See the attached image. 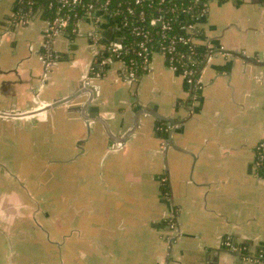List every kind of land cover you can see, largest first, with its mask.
<instances>
[{"label":"crops","instance_id":"obj_1","mask_svg":"<svg viewBox=\"0 0 264 264\" xmlns=\"http://www.w3.org/2000/svg\"><path fill=\"white\" fill-rule=\"evenodd\" d=\"M16 3L0 0V110H29L87 82L97 93L86 115L99 113L116 135L145 107L176 123L172 145L147 113L116 143L83 119L87 94L29 120L0 119V264H264L224 246L253 254L264 245V176L254 167L264 140V0L210 4L200 28L223 50L208 58L195 95L159 52L136 82L121 61L107 64L114 33L105 18L58 36L61 60L47 70V21L38 13L12 25ZM57 165L61 187L32 193L40 168Z\"/></svg>","mask_w":264,"mask_h":264},{"label":"built area","instance_id":"obj_2","mask_svg":"<svg viewBox=\"0 0 264 264\" xmlns=\"http://www.w3.org/2000/svg\"><path fill=\"white\" fill-rule=\"evenodd\" d=\"M199 4H204L198 13L193 16V19L180 26V30L184 34L179 36H173L170 38V41L167 45H162L160 47L159 53L164 55L167 66L178 74L182 75L186 81L192 87V95L202 88L200 83V72H197L191 65L196 64L198 60L194 58L197 50L206 51V62L208 58H212L213 55L222 51L223 49L215 46L211 41H209L206 36L203 37L201 34L200 23L203 21L209 14L210 4L214 1L221 2L220 0H197ZM19 3H23L21 0ZM31 5V1L28 2V5ZM18 7V4H16ZM55 8L56 16H54L52 21H48L44 29V43H43V52L42 57L47 70H52L56 63L61 60L60 54L57 53L53 48V43L55 39L60 36L62 33H67L69 28L71 32L77 34L80 29V25L84 20L91 19L94 24L98 23L99 18L107 19L108 23H111V20L114 21L116 28L120 26H127L128 21L126 16L123 15L121 9L111 8V0H91L83 3L82 0H50L49 9ZM193 7H190L191 10ZM17 9V8H16ZM31 6L29 12L26 14L14 12L13 17L10 20L12 25H19L26 23L28 19L36 14H41L40 11H37L36 14H32ZM130 13L133 12L131 8L127 9ZM186 11V10H185ZM161 23L159 26L158 23ZM151 25H157L162 28L163 35H166V32L171 30V24L164 20L162 17H156L151 19ZM112 26V25H111ZM113 33H114V28ZM137 29V28H135ZM69 35V34H68ZM148 37V33L144 35ZM95 42L99 45L101 44V34L97 31L95 35ZM179 43L188 44L190 49L189 58L192 61V64L186 62V53L179 52L177 45ZM121 41L118 38L113 36V39L109 41V44L105 47L106 50V63L113 62V57H119L120 50L122 49ZM141 50L138 52V55L142 58V68L144 71H148L151 63V51L145 42H142L140 45ZM122 62V61H121ZM205 62V64H206ZM123 63V62H122ZM179 68L182 71L179 73ZM101 74V73H100ZM90 76H99L98 72L92 69ZM125 78L128 81L136 82L139 77L136 75L134 70L125 69ZM254 167L258 175L264 176V140L259 142L255 148V162ZM170 219L167 221L168 225L172 229H176L178 223L175 213H173ZM224 246L231 250L240 252L246 255V259H250L254 262L264 261V251L259 249L255 253H250L249 247L245 245H235L229 240H224Z\"/></svg>","mask_w":264,"mask_h":264},{"label":"trees","instance_id":"obj_3","mask_svg":"<svg viewBox=\"0 0 264 264\" xmlns=\"http://www.w3.org/2000/svg\"><path fill=\"white\" fill-rule=\"evenodd\" d=\"M20 1L21 0H17L16 3L18 4L16 9L18 13H26L21 8L23 5H27L31 6L32 14H36L37 11H40L42 19L47 22L52 21L54 16H56L55 8L49 9L50 0H23V3H19ZM29 1H31V5H28ZM88 1L91 0H82L83 3ZM220 1L226 2L229 0ZM190 7L193 8L190 10ZM111 8L121 9L128 21L127 26L116 28V25L113 24L114 19L111 20V25L114 28V35L122 44L119 57H113V61H122L126 70H134L136 75L140 78L146 72L141 66L142 58L138 55V52L141 50V43H146L151 54L159 52L160 47L162 45H167L171 37L184 34L181 32L180 26L188 22L189 19L191 21L193 16L204 8V4H199L197 0H111ZM128 8H131L133 12L130 13L127 10ZM156 17H162L171 24L172 29L167 31L166 35H163L161 27L151 25V19ZM67 33L71 38L75 35L71 32L70 28ZM146 33H148V37L144 36ZM201 34L205 37V33L202 29ZM184 35H186V33ZM177 49L179 52L186 53V62L192 64L189 58V45L179 43ZM194 58L198 60V62L191 66L196 69L197 72H200L206 62V51L197 50ZM181 71L182 69L179 68V73ZM167 127L168 123L166 121H157L156 133L163 139H168L169 137L170 130ZM162 191H168L166 182L162 185ZM260 249L264 251V245L261 246Z\"/></svg>","mask_w":264,"mask_h":264},{"label":"water","instance_id":"obj_4","mask_svg":"<svg viewBox=\"0 0 264 264\" xmlns=\"http://www.w3.org/2000/svg\"><path fill=\"white\" fill-rule=\"evenodd\" d=\"M158 25L160 26L161 23L159 22ZM100 75L103 76L104 74H100ZM96 93H97V90L95 89L94 86L90 85L87 82H84V83H81L79 85L78 89L72 91L66 97H63L60 99H55L51 102L41 101L35 107H33L29 110H18V111L0 110V119L29 120V119L41 116L43 114H46L50 111H53L56 108H58L62 105L68 104V103L72 102L73 100L78 99L81 96H84V94H87L88 98L82 104V107L80 109L83 119L87 122L92 121L93 119H96L104 127L108 137H110V139H112L116 143L122 142V144H123L129 137H131V135L134 133V131L136 130V128L139 125V119H140L141 114L147 113V114L152 115L154 118L166 121L167 123H170V124L176 123V121L174 119L164 117V116L154 112L152 109L145 107V108H141L140 110H138V112H136L135 123L125 135H116L112 132V130L108 124V121L103 117H99V113L94 112V117H92V118H90V116L86 115V109L93 106V101L96 97ZM169 143H170L169 145L173 144L172 132L169 134Z\"/></svg>","mask_w":264,"mask_h":264},{"label":"rangeland","instance_id":"obj_5","mask_svg":"<svg viewBox=\"0 0 264 264\" xmlns=\"http://www.w3.org/2000/svg\"><path fill=\"white\" fill-rule=\"evenodd\" d=\"M136 84V83H135ZM67 156V155H66ZM60 165V164H58ZM55 166V167H51L49 168L52 172L53 171H57L58 169V173L56 174V178L53 177L52 172L49 169H43L40 168V174L42 175V183L41 184H28V188L30 189V191L32 193H47L48 190L53 191L54 188L59 189L61 186L58 184V179L59 178H63L64 177V171L65 170H59V168L61 169H65L64 166ZM23 176L24 177H28L29 179H31V168H27L26 170L23 171ZM52 180V184L49 183V180Z\"/></svg>","mask_w":264,"mask_h":264},{"label":"flooded vegetation","instance_id":"obj_6","mask_svg":"<svg viewBox=\"0 0 264 264\" xmlns=\"http://www.w3.org/2000/svg\"><path fill=\"white\" fill-rule=\"evenodd\" d=\"M16 8H17V7H16ZM16 8H14V12L16 11ZM21 9H23V10L26 12V14H27V13L29 12L30 6L23 5ZM27 9H28V10H27Z\"/></svg>","mask_w":264,"mask_h":264}]
</instances>
